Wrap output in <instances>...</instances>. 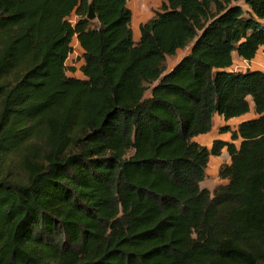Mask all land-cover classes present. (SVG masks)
Segmentation results:
<instances>
[{
	"label": "trees",
	"instance_id": "trees-1",
	"mask_svg": "<svg viewBox=\"0 0 264 264\" xmlns=\"http://www.w3.org/2000/svg\"><path fill=\"white\" fill-rule=\"evenodd\" d=\"M128 2L0 0V173L26 176H0V264H264V72L229 70L264 46V0H164L137 41Z\"/></svg>",
	"mask_w": 264,
	"mask_h": 264
},
{
	"label": "rangeland",
	"instance_id": "rangeland-1",
	"mask_svg": "<svg viewBox=\"0 0 264 264\" xmlns=\"http://www.w3.org/2000/svg\"><path fill=\"white\" fill-rule=\"evenodd\" d=\"M163 1L164 0H129L128 8L132 15L130 26L133 31L134 40H138L139 25L150 19L154 12L158 10ZM71 21H74V17L71 18ZM71 48L72 53L65 63L66 67L69 69L67 72V77L81 79L82 75L79 72V67L81 65V49L75 38L72 40ZM188 51L189 47L185 48L184 50H178L173 57H166L165 66L167 70H170L182 57L188 53ZM70 69H74L75 72L70 71ZM231 69L235 72H245L247 70H260L264 72V49H260L255 59L249 62L243 61L242 59L238 58L236 54H233V64ZM225 123L226 122L223 121L221 117H215L212 122L214 132L211 136L216 137L217 139L226 140L225 138H227V140H229V135L221 134L220 129L224 126H229L232 130H235L239 124V120H233L226 124ZM211 159L212 160H210V163L206 169V178L204 182L201 183V187L207 188L210 192H212V190L218 186V170L222 165L228 164L230 162L229 156L225 150L221 152V155L216 160H213V158ZM0 176H6V179L16 178L24 180L26 178L22 166L16 159L13 158H10L5 164Z\"/></svg>",
	"mask_w": 264,
	"mask_h": 264
},
{
	"label": "crops",
	"instance_id": "crops-1",
	"mask_svg": "<svg viewBox=\"0 0 264 264\" xmlns=\"http://www.w3.org/2000/svg\"><path fill=\"white\" fill-rule=\"evenodd\" d=\"M262 23H263V25H264V20L262 21ZM76 39V38H75ZM135 41H137V40H135ZM260 49H264V46L263 47H261ZM259 49V50H260ZM82 53V52H81ZM229 70L230 71H233L231 68H229ZM250 115H251V117H250ZM215 117H220V116H214V118ZM257 116L251 111L250 113H248V114H246V115H244V116H242V117H240V118H237V119H233V120H239V123H241L242 121H247V120H251V119H254V118H256ZM213 118V119H214ZM222 118V117H221ZM223 119V118H222ZM241 119V120H240ZM233 120H230V121H233ZM224 121V120H223ZM230 121H228V122H230ZM228 122H226V123H228ZM225 123V124H226ZM213 130V131H212ZM213 132H214V129H213V125H212V129H211V131L208 133V134H205V135H201V136H198V137H196L194 140L198 143V144H200L201 146H204V147H206V148H208V149H210V147H211V145H212V142L214 141V140H216L217 138L216 137H212L211 135L213 134ZM223 135H229V137H230V134L229 133H227V134H223ZM226 137V136H225ZM226 140H223V141H230V138H229V140H227V138H225ZM219 140H222V139H219ZM211 158H213V160H216L217 158H219V156L218 157H213V156H210L209 157V162H208V164L210 163V160H212ZM229 164V163H228ZM207 171V170H206ZM219 171V170H218ZM217 178H218V173H217ZM218 186L219 185H226V183H227V181L226 180H220L219 178H218ZM204 182V181H203ZM202 182V183H203ZM200 186H201V184H200ZM203 188H205V187H203ZM207 189V188H206ZM215 189V188H214ZM213 189V190H214ZM212 190V191H213Z\"/></svg>",
	"mask_w": 264,
	"mask_h": 264
},
{
	"label": "water",
	"instance_id": "water-1",
	"mask_svg": "<svg viewBox=\"0 0 264 264\" xmlns=\"http://www.w3.org/2000/svg\"><path fill=\"white\" fill-rule=\"evenodd\" d=\"M87 19L90 20V21L95 19V14H94L93 9H92L91 6L89 8V12H88V15H87Z\"/></svg>",
	"mask_w": 264,
	"mask_h": 264
}]
</instances>
